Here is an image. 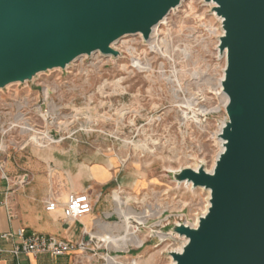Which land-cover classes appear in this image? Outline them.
<instances>
[{"label":"rangeland","instance_id":"1","mask_svg":"<svg viewBox=\"0 0 264 264\" xmlns=\"http://www.w3.org/2000/svg\"><path fill=\"white\" fill-rule=\"evenodd\" d=\"M213 6L183 0L158 26L155 47L126 36L120 40L125 44L113 47L118 58L83 56L64 70L0 89V158L72 147L110 159L120 176L132 178L115 193L123 213L101 215L110 233L98 222L91 250L77 264H171L169 252L184 240L159 234L203 215L208 190H188L171 174L197 163L210 169L218 149L214 133L227 120L219 87L226 64L218 50L223 32ZM23 122L32 131L22 133ZM46 133L58 141L33 139ZM132 233L136 245L129 244Z\"/></svg>","mask_w":264,"mask_h":264},{"label":"water","instance_id":"2","mask_svg":"<svg viewBox=\"0 0 264 264\" xmlns=\"http://www.w3.org/2000/svg\"><path fill=\"white\" fill-rule=\"evenodd\" d=\"M183 0H0V89L64 70L78 57L118 58L119 39L152 29ZM221 19L218 50L227 120L210 172L184 167L172 179L209 191L195 227L169 252L173 264H264V0H204ZM88 240V236L85 237Z\"/></svg>","mask_w":264,"mask_h":264},{"label":"crops","instance_id":"3","mask_svg":"<svg viewBox=\"0 0 264 264\" xmlns=\"http://www.w3.org/2000/svg\"><path fill=\"white\" fill-rule=\"evenodd\" d=\"M37 138L44 140L43 137L33 139ZM29 156L20 154L13 161L0 158V264H77L83 258L78 251L62 256L14 257L9 250L20 242L21 232L49 234L70 242L85 239L84 232L95 238L91 231L102 219L101 215L115 213L112 193L117 192L116 184L124 187L132 178L120 176V170H115L110 159L98 160L95 153L72 147L44 152L31 150ZM135 186L133 182L128 187ZM84 191L92 199V211L77 220L64 222L62 206L68 195ZM50 200L57 202V208L46 211L45 202ZM3 234L10 237L3 239Z\"/></svg>","mask_w":264,"mask_h":264},{"label":"built area","instance_id":"4","mask_svg":"<svg viewBox=\"0 0 264 264\" xmlns=\"http://www.w3.org/2000/svg\"><path fill=\"white\" fill-rule=\"evenodd\" d=\"M215 6V4H213ZM213 6V7H214ZM221 23V19H220ZM113 47V46H112ZM223 127V126H222ZM222 129V128H221ZM49 134V133H48ZM53 141L58 140V135H53ZM24 179L20 181L23 183ZM120 189V186L116 184V191ZM57 208V202L54 200L45 202V210L53 211ZM93 209L92 199L87 192L70 193L67 197L66 202L62 206V215L64 222L74 221L89 214ZM179 224V223H176ZM188 225L187 223H183ZM84 235L88 236V240L85 241L83 238L78 242H70L65 239L58 238L49 234H41L36 232H21L18 234L20 242L15 244L9 253L14 257L21 255H32L37 256L41 254H48L50 256H62L74 251H78L81 254L90 251L89 245L92 241L89 234L84 232ZM10 235L3 234L1 238L7 239Z\"/></svg>","mask_w":264,"mask_h":264},{"label":"bare ground","instance_id":"5","mask_svg":"<svg viewBox=\"0 0 264 264\" xmlns=\"http://www.w3.org/2000/svg\"><path fill=\"white\" fill-rule=\"evenodd\" d=\"M209 4H211V5H213V3H209ZM172 11H174V9H172L171 10V12ZM166 19V17L158 24V25H156V26H154L153 27V29H152V33H151V36H150V39L148 40V41H146V44L148 45H152V46H154L155 47V45H156V38H155V35H156V32H157V28H158V26L162 23V22H164V20ZM220 19V18H219ZM135 36H139V37H141V35L140 34H137V35H135ZM123 38H125V37H123ZM123 38H121V39H119L117 42H115L112 46L115 48V45H116V43H118V42H121L122 44H125V41L123 40V41H120V40H122ZM142 38V37H141ZM158 47V46H157ZM223 55H224V57H225V52L223 53ZM83 56H81V57H78L76 60H79L80 58H82ZM107 58H109V56H107ZM75 62V61H74ZM73 63V62H72ZM41 74V73H40ZM40 74H38L37 76H40ZM222 78H223V75H222V77L219 79V87H220V89H221V84H220V82H221V80H222ZM15 84H17V83H15ZM12 85H14V84H10V85H8L6 88H9L10 86H12ZM47 93V92H46ZM222 95H223V97H224V99H223V106H225L226 105V103H227V97H226V95L225 94H223V93H221ZM44 97L45 98H47L48 97V94H47V96H45V94H44ZM19 117H18V120H22V116H20V115H18ZM43 117H44V120L46 121L47 120V118L46 117H50V114L49 113H47L46 115H43ZM199 122V121H198ZM224 125V123L218 128V130L214 133V139H216L218 142V149H217V153H216V155H215V157H214V160H213V164H212V166H211V168L210 169H207V168H205V170L207 171V172H210L211 170H212V168H213V166H214V163H215V160H216V158H217V156H218V154L222 151V141H221V139L220 138H218V137H216V136H218V134L220 133V131H221V128H222V126ZM30 131H32V128L27 124V123H24L23 122V126L21 127V132L22 133H28V132H30ZM44 139H46V140H48V141H53L54 139H53V137H52V135H49L48 133H46V134H43V135H41ZM34 138V137H33ZM55 141H58V140H55ZM199 163H197L194 167H193V169L194 170H196L198 167H199ZM178 184H181V185H183V186H185L188 190H193L194 188L191 186V184H189V183H186V182H181V183H178ZM209 192V191H208ZM115 193H118L119 194V192H115ZM115 193H114V197H113V201H114V203L116 204V210H115V212L118 214V215H120L121 213H123L122 211H121V208H122V199H121V197L120 196H115ZM209 206V202H207V204H206V208H205V210H204V212H203V214L206 212V210H207V207ZM125 214V213H124ZM144 216V215H143ZM124 217V216H123ZM140 219H141V217H140ZM129 220V219H128ZM128 220H127V225H125L126 226V231L128 232L129 231V229L130 228H132V226H130L129 224H130V222H128ZM126 221V220H125ZM133 221V220H132ZM139 221H141V220H139ZM124 222V221H123ZM136 222V221H135ZM197 222H198V218H196L195 219V221H194V223L193 224H190V226L191 227H195L196 225H197ZM99 227H100V229H102L103 231H105L106 229H108L107 227H108V225L106 224V223H100L99 224ZM112 228V227H111ZM111 228H109V229H111ZM114 228V227H113ZM135 231V230H134ZM104 234H106V233H104ZM172 233L171 232H168V233H160L159 234V236H161V238H163V237H165V236H167V235H171ZM130 235V234H129ZM131 235H133L132 237H130V240H128L129 241V244L130 245H136L137 243H138V240H137V237H136V235H134L133 233L131 234ZM177 235V234H176ZM178 236V235H177ZM180 237V236H179ZM127 238V237H126ZM183 240H184V242H183V244L186 242V239L184 238V237H181ZM100 240H101V238H100ZM104 242H107V243H110L112 240H110L109 239V236H105V237H103V239H102ZM116 241V240H115ZM114 242V241H113ZM112 243V242H111ZM183 246V245H182ZM182 246L181 247H179L178 249H176L175 251H177V252H179L180 250H181V248H182ZM113 260H114V258H109V261H111V263H113ZM171 264H173V261H171Z\"/></svg>","mask_w":264,"mask_h":264}]
</instances>
